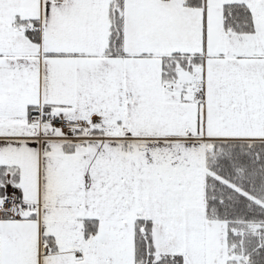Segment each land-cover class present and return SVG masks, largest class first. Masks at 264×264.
<instances>
[{
	"label": "snow or ice",
	"instance_id": "obj_1",
	"mask_svg": "<svg viewBox=\"0 0 264 264\" xmlns=\"http://www.w3.org/2000/svg\"><path fill=\"white\" fill-rule=\"evenodd\" d=\"M0 264H264V0H0Z\"/></svg>",
	"mask_w": 264,
	"mask_h": 264
}]
</instances>
